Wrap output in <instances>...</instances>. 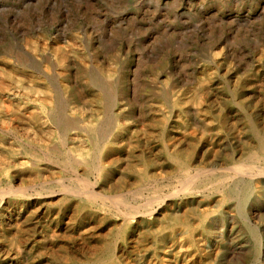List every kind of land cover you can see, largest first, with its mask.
Returning <instances> with one entry per match:
<instances>
[{
    "label": "rangeland",
    "instance_id": "rangeland-1",
    "mask_svg": "<svg viewBox=\"0 0 264 264\" xmlns=\"http://www.w3.org/2000/svg\"><path fill=\"white\" fill-rule=\"evenodd\" d=\"M255 65L264 77V0H0V98H7L19 85H32L34 80L50 90L52 104L65 107L62 116L71 122L75 120L72 109L81 102L94 106L97 102L96 111L103 113L107 93L103 95L97 88L113 86L111 106L127 101L133 115L115 121L109 138L116 134L118 124L133 121L139 130L154 105L173 118L177 110L168 102L192 88L206 70L212 68L216 81L225 72L228 79L234 72L245 77ZM159 75L165 80V89L173 80L179 82L175 95L167 100L158 94ZM214 88L212 104L204 106L207 114H217L220 98ZM225 89L230 91L228 85ZM224 94L232 121L244 124L239 140L224 133L218 154L205 161V169L196 167L180 175L174 193L151 182L145 189H133L120 197L129 211L143 216L138 217L141 242L129 251L134 264L140 263L145 244L158 228L162 207L170 198L174 213L181 209L182 200L198 210L208 209L211 233L221 219L229 225L215 252L211 251V233L189 253L169 242L158 251L165 264H174L176 259L177 264H264V153L260 145L264 86L247 89L242 98ZM15 111L13 107L11 112L0 113V264H47L48 256L36 253L34 241L44 228V217L38 212L29 240L23 242V248L13 250L1 236L8 219L4 207L13 200H29L31 207L37 208L64 194L85 199L79 185L90 178L98 185L102 182L97 172L89 173L100 153L84 147L88 158L84 164L71 150L68 137L56 130L33 137L17 121ZM191 112V123L202 125ZM159 131L148 125L139 133L138 142L146 143ZM115 153L102 161L107 163ZM18 160L26 167L22 177L17 172ZM210 169L224 175V187H201L184 195L182 184L199 182ZM35 170L42 175L36 177ZM200 201L207 205L200 206ZM96 208L106 210L98 203ZM61 238L54 243H62ZM29 253L31 258L26 261Z\"/></svg>",
    "mask_w": 264,
    "mask_h": 264
},
{
    "label": "bare ground",
    "instance_id": "bare-ground-1",
    "mask_svg": "<svg viewBox=\"0 0 264 264\" xmlns=\"http://www.w3.org/2000/svg\"><path fill=\"white\" fill-rule=\"evenodd\" d=\"M212 74V68L206 70L192 88L168 102L177 110L173 118L164 116L161 106L154 105L144 119L146 123L139 130L133 121L118 124L112 138H109L112 124L128 120L133 115L127 101L115 108L111 106V95L115 92L113 86L97 88L103 95L107 93L103 113L98 112L99 103L96 102V111L93 104L81 102L72 109L71 115L75 120L71 122L62 116L65 107L58 102L52 104L50 90H44L34 80L32 85H19L9 91L7 98H0V113L11 112L15 107L17 121L26 126L25 130L31 136H43L56 130L62 137H68L71 150L84 164L88 163V158L84 157V147L91 146L93 151L100 153V159L90 168L89 173L92 176L97 172L102 181L98 185L91 182L90 178L79 185L78 190L84 191L85 199L71 198L64 194L54 203L52 200L47 204H39L37 208L31 207L33 202L29 200L7 202L4 208L8 210V219L1 230V236L7 239L6 246L13 250L23 248L21 245L29 240L31 226L39 212L45 220L40 235L34 238L38 244L35 251L38 255L48 256L47 264H134L129 251L141 242L138 234L141 221L138 217L143 216L137 214V211H129L125 199L120 197L133 189H145L151 182L157 183L158 189L165 187L174 193V184L180 175L189 174L196 167L205 169V161L218 154L224 133L240 139L244 124L232 121L229 115L231 108L224 93L242 98L247 89L264 86L263 73L256 65L245 77H239L234 72L228 79L225 72L215 81ZM161 79L160 75L156 78L161 85L158 94L167 100L169 96L175 95L179 82L173 80L172 86L165 89V80ZM226 85L230 91L225 89ZM213 87L220 98L216 102L217 114H207L204 106L212 104L210 100ZM191 111L195 113L194 119L202 123L199 127L191 123ZM148 125L157 127L160 131L146 143H139V133L145 131ZM260 145L264 153V137L260 139ZM112 151H116L115 155L104 163L102 159ZM226 157L229 158L227 153ZM25 168L18 160L17 172L21 177ZM34 174L39 177L42 171L35 170ZM198 181H185L181 189L184 195L194 194L201 187L225 185L224 175L217 174L213 169L205 170L203 179ZM97 203L106 209L105 212L96 208ZM168 203H164L162 207L158 228L145 244V252L139 258V264H165L158 251L165 249L169 242L176 243L180 250L187 249L186 252L189 253L192 246L211 233V223L207 222L208 209L198 210L182 200L181 209L174 213V200L170 198ZM206 203L199 202L200 206L207 205ZM62 223L65 225L62 226ZM101 224L103 225L100 226ZM228 225L221 219L216 226H212V252L219 250ZM61 237L64 241L56 245L54 242L62 239ZM148 248L152 249V256ZM187 253L184 258L188 256ZM261 254L264 258V251ZM25 257L29 261L31 254H26ZM177 263L176 259L174 264Z\"/></svg>",
    "mask_w": 264,
    "mask_h": 264
}]
</instances>
